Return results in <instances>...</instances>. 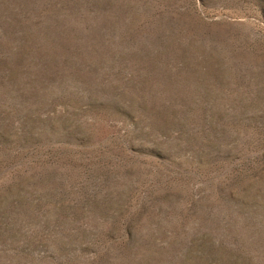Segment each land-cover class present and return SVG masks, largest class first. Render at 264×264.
Returning a JSON list of instances; mask_svg holds the SVG:
<instances>
[{
	"label": "rangeland",
	"instance_id": "obj_1",
	"mask_svg": "<svg viewBox=\"0 0 264 264\" xmlns=\"http://www.w3.org/2000/svg\"><path fill=\"white\" fill-rule=\"evenodd\" d=\"M0 264H264V0H0Z\"/></svg>",
	"mask_w": 264,
	"mask_h": 264
}]
</instances>
